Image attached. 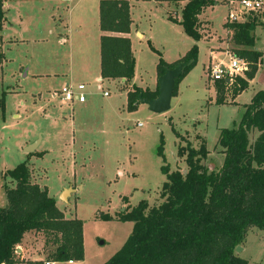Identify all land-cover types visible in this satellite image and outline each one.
I'll use <instances>...</instances> for the list:
<instances>
[{
  "label": "rangeland",
  "instance_id": "1",
  "mask_svg": "<svg viewBox=\"0 0 264 264\" xmlns=\"http://www.w3.org/2000/svg\"><path fill=\"white\" fill-rule=\"evenodd\" d=\"M76 1L78 5L74 15L86 12L87 8L93 5L92 0ZM230 2L226 5L221 3L205 13V20L209 23L212 35H225L222 25L228 17L229 9H239V0H233L234 4L229 6ZM154 3V0H130L134 18L139 23L141 32L161 53L162 60H175L179 56L178 52L186 54L190 47L186 46L184 50L170 44L164 27L166 17L163 10ZM175 15L174 11L169 12L173 19L177 18ZM239 15L237 21L246 18L242 13ZM258 18L259 25L264 26V12L258 14ZM253 32L254 49L264 52V27H257ZM171 35V39L176 42L179 37L174 33ZM183 37L187 38L185 35ZM188 42L191 43V40ZM145 46L146 43L142 49ZM206 46L205 42L200 44L197 63L177 85V95L172 97L171 109L167 114L157 115L150 112L147 106L139 105V108L132 112L127 111V108L122 109L118 117L113 118L111 115V119L105 122L101 120L104 113L101 106H105L102 99L106 98L102 97L101 93L93 104L96 111L84 116L79 125L75 123L77 126L73 136L72 133L69 135V128H61L62 121L58 119L59 107L67 109L66 104H60L58 100L53 101L50 97L54 91H60L58 81L54 84L53 79L50 78V81L47 77H29L24 80L14 72L15 65H6L3 75H0V101L4 98V111L0 110V205L7 206L5 189L14 186L4 174L28 158L31 182L41 189H47L48 196L55 200L57 209L66 219H77L82 223L83 259L73 261L72 264L107 262L132 233L133 223L122 221L119 217L140 201H146L149 207L158 206L163 202L159 194L166 177L162 175L161 167L168 166L170 171L179 170L182 173L186 170L185 159L177 154L178 146L197 149L203 141L209 152V157L203 165L208 166L209 171L215 166H220L223 158L218 149L219 132L222 129H232L244 111L243 105L249 103L259 88L257 84L251 83L233 102L230 100L231 93H228L225 104L215 105L210 101L214 98V89L216 91L210 78L211 68L227 66L230 57L220 55L208 69L206 66L209 56ZM48 48L49 46L31 47L24 54L7 56L13 57L15 61L24 55L27 56L31 73H34V69L39 73H52L56 69L74 71L78 68L80 60L70 55L68 46H60L59 55L56 54V45L52 49ZM233 48L234 45L230 41L225 51L232 55ZM144 52L145 50L142 52L144 64L149 70L150 62L148 59L147 65L145 53L157 60L158 57L150 47ZM259 68L263 71L264 64L263 68ZM154 77L149 71L148 75L142 77L141 82L140 79L137 82L139 85H149ZM74 82L78 84L87 80L80 77ZM263 82L260 83L264 85ZM97 84L98 82L96 86ZM93 85L88 83L86 88L94 90ZM113 85L107 82L101 84L103 90H108L110 94V99L106 101L114 99V95L119 97L118 90L132 91L129 83L124 85L117 81ZM31 93L41 95L30 96ZM121 99L123 103V96ZM43 102H47L50 107H38L44 105ZM61 111L69 114L70 109ZM106 112L109 113L107 110ZM47 113L50 118L46 116ZM65 117L70 125L71 118L68 115ZM71 117L78 122L77 111ZM38 135H41L43 141L32 155L43 156L28 157L23 150L34 142ZM256 136H253L252 142ZM161 141L163 158L157 153ZM65 190L70 191L65 196L66 201H63L62 194ZM105 216L110 219L104 220ZM43 243L42 235L31 232L23 245L17 248V255L21 256L23 262L41 259L45 263L48 261L47 256L54 252V246L49 244L43 247ZM239 248L241 250L238 254L235 250V254L246 264H264V231L249 229Z\"/></svg>",
  "mask_w": 264,
  "mask_h": 264
},
{
  "label": "trees",
  "instance_id": "2",
  "mask_svg": "<svg viewBox=\"0 0 264 264\" xmlns=\"http://www.w3.org/2000/svg\"><path fill=\"white\" fill-rule=\"evenodd\" d=\"M218 1L187 0L180 22L168 16L169 21L179 24L194 42L180 61L165 64L149 43L150 49L159 56L158 77L164 75L166 69L187 63L183 76L174 82L172 97L177 95L179 82L197 63V43L202 38L198 17ZM4 2L0 0V33L5 22ZM129 10L126 1H101L99 4L102 80L118 79L128 84L134 77L135 59L127 37L132 23ZM244 15L243 22L227 21L224 28L233 33L232 43L239 47L234 50V57L245 61L249 71L243 77L234 78L231 84H226L225 80L214 82L215 105L225 104L228 93L233 101L246 91L264 64V54L252 50L253 31L259 25L258 14ZM2 45L0 35V66L5 60ZM260 79L264 81V72ZM158 90L148 92L133 87L127 94V111L137 109L139 98L155 99ZM3 105L4 98L0 101L2 111ZM162 149L163 141L157 151L161 158ZM218 149L222 164L207 174L209 167L203 165L209 157L205 142L202 141L197 149L178 146L177 154L185 159L186 170L182 173L170 171L168 166L161 167L166 177L159 194L163 202L149 207L146 201H140L119 217L133 223L132 233L104 264H246L235 254L236 248L240 247L249 229L264 231V89L258 90L244 106L232 129L219 132ZM27 156L40 158L43 155ZM27 161L28 158L4 174L14 186L5 189L7 206L0 205V264H44L41 259L23 262L17 255V248L31 232L43 236V247L54 246L47 262L82 261V223L66 219L57 209L55 200L48 196L47 189L31 182Z\"/></svg>",
  "mask_w": 264,
  "mask_h": 264
},
{
  "label": "crops",
  "instance_id": "3",
  "mask_svg": "<svg viewBox=\"0 0 264 264\" xmlns=\"http://www.w3.org/2000/svg\"><path fill=\"white\" fill-rule=\"evenodd\" d=\"M92 1H93V5L91 8H87L86 12H83L82 14H77V15H74L75 9L78 5L76 0H5L4 2V11H5L4 21L5 22H4L0 35H1V39H3L2 52H3V55L5 56V60L0 66V75L1 76L3 75V70L6 65L7 66L15 65L14 72H17V74L22 76L24 80L28 79L29 77H33V78L47 77L49 78L47 80H50V78H52L53 79L52 82L54 84L57 81H58V85L60 84L61 87L59 90H61V88L66 85H70L72 87L78 84L85 85V92H84L85 102L79 103V104L77 102L66 104L67 109H70L69 114H65L66 111H61V110H67V109H64L61 107H59L60 109H58L60 110V118L58 119L62 121L61 128H64V127L69 128L68 132L70 136H71V133H72V136L74 135V131L77 126L75 125V123H78L79 125V123L84 120L85 118L84 116H86L88 113L91 114L92 112L96 111L93 104H94V101H96L97 98H99L101 95V92L97 90L96 82H99V80H101L102 83L107 82L109 85H112V86H114L113 84L116 83L117 81L124 85L127 84L125 83L124 80L116 79L112 81V80H102L101 78L100 39H101L102 33L99 29V21H100L99 4L101 1H112V0H92ZM119 1H126L129 3V8H130L129 18H131V21H132L130 25V31L127 37L130 40V50H131V53H133V56L135 59V65L133 69L134 77L132 81L129 83L130 85L129 87L131 90L133 87H136L143 91L155 92L158 89L157 79L159 77H158V71L156 69V66L159 60V56L156 54L158 57V60H157V58H154L152 55L148 56L145 53L149 49V43L152 46L151 40L147 39L146 35H144V33L141 32L139 23L137 22L136 18H134L133 8H132V5L130 4V0H119ZM230 1H233V0H219L218 4L204 9L198 17L199 34H201L202 38L197 43V48L199 52L200 44L202 42H205V44H207L206 51L208 53L209 60L207 62L206 68L208 69L212 65L215 64L216 60L219 59L220 55L234 57L233 55L234 50H237V48H239L238 46L237 47L234 46L232 50L233 52H231L232 55L229 54L228 51H225L227 47H229V42L231 41L232 43L231 39L233 35L231 31H228L224 28V24L227 22V19L224 21L222 25L223 31L225 33L223 37L222 36L217 37L215 35H212L209 31V23L205 20L206 12H208L210 9L218 6L221 3L226 5ZM154 2H155L154 4H156L155 6H159L163 10L164 16L166 17V20H165L166 23L164 27H165V32L169 37L170 44H174L176 48L178 47L184 48L186 46H189L191 48L192 45L194 44L193 40L183 33V30L181 26H179V24H174L168 19L169 12L174 11L176 14L175 16L177 17L174 19L180 22L181 10L183 6L186 4L187 0H154ZM173 26H175V28L177 29H173L174 28ZM257 27H264V26L258 25L255 28ZM172 33H174L180 39L178 38L176 39V42H174L171 39ZM184 35L187 38H184L183 37ZM253 37H254V45H255V33L254 32H253ZM189 39L191 40V43L188 42ZM144 43H146V46L144 49H142ZM179 44L181 45L179 46ZM55 45H56L57 55H59L60 53V50H59L60 46L61 47L68 46L70 55L79 58L80 60L79 66L76 70L64 71L62 69H58V70L56 69V70H53L52 73H39V72H36V70L34 69V73L33 72L31 73L30 72L31 66L28 62L27 56L22 55L23 58L17 59L16 61L13 59V57L7 56V54H15V53L24 54V52H28V49H30L31 47L35 48V47L49 46L48 48L49 50V49L54 48ZM189 49H187V51ZM143 50H145L144 53L146 56L145 60H146L147 65L150 62L149 70L144 64V59H143L144 54H142ZM184 50L186 49L184 48ZM252 50L264 54V52L255 50L254 46ZM178 51H181V50H177V52ZM178 53H179L178 58H176L175 60L167 59L165 60V64H174L180 61L181 59H183L184 56L186 55L181 52H178ZM159 54L161 55V53ZM148 59H149V62H148ZM149 71H151L153 76H155L153 78L152 83L149 85L148 84L139 85L137 81H139L140 79V82H141L142 77L144 75H148ZM258 72L260 74H257L255 79L249 82V84L251 83L257 84L259 86L258 90H263L264 85L260 83L262 82L260 77H261V74L264 72V70L262 71L261 69H259ZM80 77L83 80H87V82H84V83L78 82V84H75L74 81L75 80L77 81L78 78ZM88 83L94 84L93 85V87L95 86L94 90L86 88ZM118 91L120 95L119 97L118 96L116 97L114 95V99L110 101H106L107 99H110V95H109V97H107L106 99H102L103 101H105L104 103H102L105 106L104 107L101 106V110L104 111V113H102L101 115V120L107 122V120L111 119V115L113 116V118L115 116L118 117V113L120 112V110L122 109L125 110L127 108L126 107L127 94L130 90L129 91L118 90ZM31 95L39 96L41 94L31 93L30 96ZM121 96H123V103L121 101L122 100ZM215 97H216V91L214 89V98L210 99V101L214 102ZM45 105L46 107L48 106L50 107V105L47 102H45L44 105L42 106L39 105L38 107L42 109V107H44ZM139 105H142V104L139 103L136 106L137 109L139 108L138 107ZM106 110L110 114L107 113ZM76 111L78 115L76 121L78 122H75V118L71 117V116H74V113ZM67 115L71 118L70 125L73 128L67 122V118L65 117ZM46 116L50 118L49 113H47ZM61 130H59V132H61ZM63 135H65V131L63 132ZM42 141L43 139L41 138V141L39 143L40 146H41ZM35 260H39V259H35ZM72 263L73 262L68 263V264H72Z\"/></svg>",
  "mask_w": 264,
  "mask_h": 264
},
{
  "label": "built area",
  "instance_id": "4",
  "mask_svg": "<svg viewBox=\"0 0 264 264\" xmlns=\"http://www.w3.org/2000/svg\"><path fill=\"white\" fill-rule=\"evenodd\" d=\"M234 2L231 1L230 5H233ZM228 6V7H229ZM238 7L236 11H231L229 9V12L227 14V21L234 23L237 22V19L240 17L239 14H260L264 12V0H239ZM245 16V15H244ZM244 21V20H243ZM242 22V21H241ZM211 82H217L220 80H225L226 84H231L236 77H243L245 73L249 71L248 65L245 61H243L240 58H235L233 56H230V61L227 66H217L211 68ZM102 81L99 80L97 85V90H99L102 93V96L107 98L109 97L108 90H103V87L101 86ZM85 85L84 84H78L77 86H70L66 85L61 88L60 91H54L51 94L52 100H58V102L64 103V104H71L73 102L83 103L85 102ZM140 126V124L138 125ZM68 263H71L68 262ZM44 264H53V263H44Z\"/></svg>",
  "mask_w": 264,
  "mask_h": 264
},
{
  "label": "water",
  "instance_id": "5",
  "mask_svg": "<svg viewBox=\"0 0 264 264\" xmlns=\"http://www.w3.org/2000/svg\"><path fill=\"white\" fill-rule=\"evenodd\" d=\"M187 63H180L176 65L172 69H166L164 75L160 76L157 79V86L158 96L155 99L150 101L139 98V103L148 107L149 111L157 114V115H164L170 111L171 106V99L174 92V82L176 79H179L183 76ZM41 135H38L37 139L28 144L27 147L23 150L25 155L34 153L38 147L40 146ZM210 171L207 172L209 174ZM70 190H65L62 194V200L66 201V195ZM241 249L238 247L236 248V254L239 253Z\"/></svg>",
  "mask_w": 264,
  "mask_h": 264
}]
</instances>
